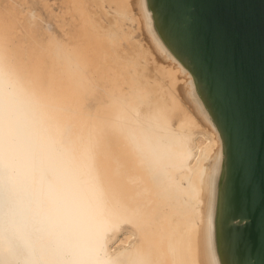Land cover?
<instances>
[{"label": "bare ground", "instance_id": "1", "mask_svg": "<svg viewBox=\"0 0 264 264\" xmlns=\"http://www.w3.org/2000/svg\"><path fill=\"white\" fill-rule=\"evenodd\" d=\"M4 1L0 264H236L225 136L157 2L44 0L61 35Z\"/></svg>", "mask_w": 264, "mask_h": 264}, {"label": "water", "instance_id": "2", "mask_svg": "<svg viewBox=\"0 0 264 264\" xmlns=\"http://www.w3.org/2000/svg\"><path fill=\"white\" fill-rule=\"evenodd\" d=\"M223 130L228 254L264 264V0H155Z\"/></svg>", "mask_w": 264, "mask_h": 264}, {"label": "rangeland", "instance_id": "3", "mask_svg": "<svg viewBox=\"0 0 264 264\" xmlns=\"http://www.w3.org/2000/svg\"><path fill=\"white\" fill-rule=\"evenodd\" d=\"M4 1V0H1ZM8 0H5L4 3L1 2V7L4 6V4L7 2ZM13 2L17 3L18 7H22L21 6V1L20 0H12ZM30 3H32V1H34L35 3V8L36 10L39 12L40 14V19H39V25H38V29L39 30H44V29H51V31L54 30V32H57L58 34L63 35V31L60 28L57 19L58 18H51L49 17V7L46 6L45 1L43 0H28ZM60 1V2H59ZM49 4L51 5V8H54L53 12L57 15L58 13L61 14L62 11L64 10V4L62 2V0H48ZM20 3V4H19ZM91 6V5H90ZM47 7V8H46ZM63 7V9L61 8ZM61 11V12H60ZM57 12V13H56ZM42 18V19H41ZM154 23V22H153ZM58 24V26H57ZM49 25V26H48ZM47 26V27H46ZM138 37H142V35H140V32H138ZM131 225L128 223L123 224V226L120 227V230L118 232V236L116 238V245L120 242V239H125L126 235L129 233V231L131 230ZM127 233V234H126Z\"/></svg>", "mask_w": 264, "mask_h": 264}]
</instances>
